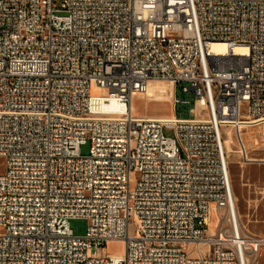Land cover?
Here are the masks:
<instances>
[{"label":"built area","instance_id":"built-area-1","mask_svg":"<svg viewBox=\"0 0 264 264\" xmlns=\"http://www.w3.org/2000/svg\"><path fill=\"white\" fill-rule=\"evenodd\" d=\"M53 1L0 0V264H252L221 128L264 122V0Z\"/></svg>","mask_w":264,"mask_h":264},{"label":"rangeland","instance_id":"rangeland-1","mask_svg":"<svg viewBox=\"0 0 264 264\" xmlns=\"http://www.w3.org/2000/svg\"><path fill=\"white\" fill-rule=\"evenodd\" d=\"M60 0L53 1V9L59 8ZM172 85L170 83H151L148 91L132 102V113L143 117H169L172 114ZM188 97V94H184ZM175 115L189 116L188 105L175 107ZM245 134L238 138L236 129L221 128L224 137V150L227 171L230 179L233 197L238 200L236 207L240 211L239 223L246 233L264 237V122L245 127ZM250 129V130H249ZM165 135H171V130L164 129ZM244 142L246 155H242L241 143ZM241 141V142H240ZM88 144L80 148L81 154L88 153ZM248 152V153H247ZM256 160H247V158ZM259 158V159H258ZM4 172V160L0 158V174ZM135 175L131 174L130 185H134ZM69 227L76 236H83L87 229L85 218L69 220ZM129 234H134V224L130 223ZM120 242L107 243L103 253L116 254L122 252ZM203 252L206 248L202 249ZM252 264H264V248L256 255Z\"/></svg>","mask_w":264,"mask_h":264},{"label":"bare ground","instance_id":"bare-ground-1","mask_svg":"<svg viewBox=\"0 0 264 264\" xmlns=\"http://www.w3.org/2000/svg\"><path fill=\"white\" fill-rule=\"evenodd\" d=\"M224 46L222 45V44H212L211 45V48L212 49H214V50H218V49H222ZM238 50H240V49H238ZM151 83H170L169 81H159V82H150L149 83V85L151 84ZM171 84V83H170ZM149 85H148V89H149ZM148 89H147V91H148ZM133 102V101H132ZM247 126H249V125H241V126H239L238 128H236V132H237V134L236 135H241V134H245V130L246 129H244L245 127H247ZM224 128H229V127H224ZM250 130V129H249ZM224 139V138H223ZM241 141H242V139H241ZM240 141V142H241ZM224 142H225V140H224ZM223 146H224V143H223ZM241 151H242V155H246V150H245V147H244V142L242 141V143H241ZM248 153V152H247ZM247 158V157H246ZM226 159V158H225ZM259 159V158H258ZM247 160H256V159H251V158H247ZM261 161H264V159H260ZM237 198L234 196V206H235V216H236V219H237V222H238V224H239V226L241 227V225H240V223H239V220L241 219V216L242 215H240V211H239V209H238V207H236V202H237ZM241 229L243 230V228L241 227Z\"/></svg>","mask_w":264,"mask_h":264}]
</instances>
